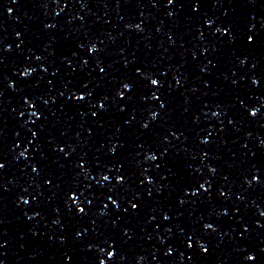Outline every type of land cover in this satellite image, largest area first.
Segmentation results:
<instances>
[{
    "label": "snow or ice",
    "instance_id": "6c2138e0",
    "mask_svg": "<svg viewBox=\"0 0 264 264\" xmlns=\"http://www.w3.org/2000/svg\"><path fill=\"white\" fill-rule=\"evenodd\" d=\"M156 83V81H153V84H155Z\"/></svg>",
    "mask_w": 264,
    "mask_h": 264
}]
</instances>
